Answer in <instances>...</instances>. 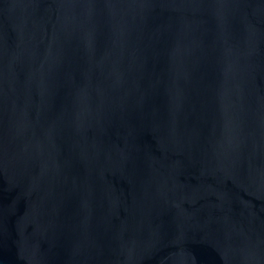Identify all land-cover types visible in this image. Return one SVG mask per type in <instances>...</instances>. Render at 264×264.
I'll return each mask as SVG.
<instances>
[{"label": "water", "instance_id": "obj_1", "mask_svg": "<svg viewBox=\"0 0 264 264\" xmlns=\"http://www.w3.org/2000/svg\"><path fill=\"white\" fill-rule=\"evenodd\" d=\"M0 264H264V0H0Z\"/></svg>", "mask_w": 264, "mask_h": 264}]
</instances>
